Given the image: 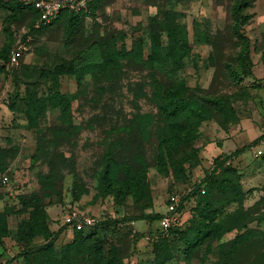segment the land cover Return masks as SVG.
<instances>
[{
    "label": "rangeland",
    "instance_id": "374dc122",
    "mask_svg": "<svg viewBox=\"0 0 264 264\" xmlns=\"http://www.w3.org/2000/svg\"><path fill=\"white\" fill-rule=\"evenodd\" d=\"M16 1L0 0V47H23L19 64L0 72V167L13 186L11 193L0 189L5 225L0 263L35 264L32 254L21 253L53 237L60 257L74 232L82 230L93 232L88 242L101 246L96 253L73 257V264L109 259L157 264L154 242L160 239L170 253L163 264H264V157L254 156L249 147L209 175L236 149L259 137L264 141V0H252L246 8L248 54L231 29L234 0H100L76 24L60 19L26 38L29 22ZM167 11L189 32L191 47L181 69L126 58L105 73L83 74L79 82L59 72L58 67L95 54L100 41L121 34L127 48L133 37H143L147 52L150 32L166 39L161 21ZM154 81L162 88L182 82L189 97L207 106L206 118L190 125L186 117L177 122L167 118L153 100ZM54 85L72 97L69 120L49 107L29 123L26 93L46 95ZM210 99H227L228 104L214 108L205 103ZM143 114L151 116L146 124L140 120ZM173 135L185 138L172 146ZM159 148L165 149L166 169L158 167ZM140 172L145 175L141 180ZM208 180V193L195 191ZM193 187L194 193L187 194ZM118 188L124 191L119 202L114 198ZM172 191L184 199L178 225L167 235L150 219L117 225L138 215H162ZM34 201L44 213L39 224H45L48 235L23 240L18 229L24 219H32ZM70 207L94 224L65 225L63 214ZM197 234L200 243L187 246L186 239Z\"/></svg>",
    "mask_w": 264,
    "mask_h": 264
},
{
    "label": "trees",
    "instance_id": "16d2710c",
    "mask_svg": "<svg viewBox=\"0 0 264 264\" xmlns=\"http://www.w3.org/2000/svg\"><path fill=\"white\" fill-rule=\"evenodd\" d=\"M100 0H92L89 4V7L80 12H74L71 10H63L59 13L56 19L51 23L34 27V23L39 17V12L31 5L26 4L21 0L16 1L17 7L22 12L21 14L24 17H27L29 22V31L24 35V38L32 33V31H38L41 29L48 28L54 25L57 21L62 19L68 24H76L79 19L83 16L93 13L94 9L99 4ZM252 3V0H234L230 9V15L232 20L231 29L234 35L239 39L241 49L245 53L251 52V43L247 36L244 33V26L249 20V14L246 12ZM162 30L165 32L166 39H163L159 33L150 32L148 36V49L147 52L144 50L145 40L141 36H135L132 38L129 48L125 46L123 35L116 37H110L100 41L96 48L95 54H90L85 56V59H78L74 63H70L67 66L58 67L60 73L73 74L77 81L79 78L85 74H102L110 69H112L120 59L132 58L137 59L148 64H153L154 66L160 67L162 69L168 70H179L183 66V58L186 56L189 48L191 47L189 32L185 24H181L177 21L175 13L173 11H167L164 13L161 21ZM192 41H193V37ZM120 42V45L118 43ZM13 49L12 45L4 44L0 47V72L3 71L6 67L8 68L9 64V55ZM19 57V60L21 59ZM185 85L180 82L174 84L169 88H162L161 85L154 81L153 83V100L155 101L159 110L167 118H171L176 122L182 117H186L187 125L196 123L197 121L206 118L207 116V106L201 103L197 99L191 98L186 94ZM71 95L68 92H62L56 85L53 88H50L46 95L36 96L33 93H26L24 97V103L26 105L25 115L29 123L34 124L36 120L45 112L49 107H56L60 109L61 118L64 121L69 120V108L71 106ZM206 104L211 105L214 108H225L227 106L228 100L221 99H210L205 101ZM151 116L149 114H143L140 116V120L143 124H146L150 120ZM173 141L171 140V145L176 146L184 140L185 137L182 135H173ZM262 137H259L252 144L259 142ZM252 144H248L244 147L236 149L227 157H224L221 161L217 162L214 168L209 173L210 176H213L215 171L221 167L224 162L233 155L241 153L242 151L248 149ZM167 151H170V148L167 147ZM165 149L159 148L156 156V161L158 167L161 169H166L165 165ZM260 157H264V154ZM111 154L108 156V160L105 166V169L102 173V178L106 181V174L110 173V163ZM127 170L126 167H124ZM1 171L3 170L0 167ZM8 173V172H7ZM141 180L145 175L143 172L139 173ZM209 179V177H207ZM207 180V179H206ZM209 180L206 182L205 189L203 187H196L195 191L199 194H205L209 191ZM108 184V182L106 183ZM216 185V184H215ZM213 185H210L212 187ZM217 186V185H216ZM2 189V187H0ZM3 190V189H2ZM123 189L118 188L115 191L114 198L117 202L122 198ZM172 191L170 193H173ZM177 193V192H176ZM194 187L188 189L187 194H193ZM184 196H180V203L177 207V212L181 210L183 205ZM34 211L32 212L31 220H23L21 226L18 229V235L21 239H29L30 237L36 234H45L48 235V230L45 227V224H39L44 220V213L41 210L40 204L38 201L33 203ZM36 215V216H35ZM162 215H138L126 219H121L122 221L118 222L117 225L121 226L123 221L126 220H153L157 222ZM0 215V237L4 235V223ZM66 225V224H65ZM178 224H173L168 230L171 232L173 227ZM94 225L93 227H95ZM158 228V226H157ZM201 236H206L208 232L204 230L203 234L201 230H198ZM219 231H216L218 233ZM93 236L92 233H84L82 230H76L74 232V238L71 243L65 244L61 248V255L57 257L53 249V240L27 248L21 254H32L35 257V264H73L72 258L81 254L82 252L96 253L100 249L99 242H88ZM201 236L197 235L191 236L190 239H186V245L194 248L197 244L200 243ZM168 245L166 240L160 239L154 242V250L157 254V264H163L168 261L170 258V253L167 249ZM0 264H9V261ZM104 264H117L112 261V259L106 260Z\"/></svg>",
    "mask_w": 264,
    "mask_h": 264
},
{
    "label": "built area",
    "instance_id": "2783aa9c",
    "mask_svg": "<svg viewBox=\"0 0 264 264\" xmlns=\"http://www.w3.org/2000/svg\"><path fill=\"white\" fill-rule=\"evenodd\" d=\"M26 4H31L38 12L39 17L34 23V27H40L51 23L57 18L59 13L63 10H71L74 12L84 11L89 7L92 0H21ZM21 45H17L13 48L9 55V64L11 66H17L19 64V57L22 54ZM250 152L260 157L264 154V141L250 146ZM0 187L6 192L11 193L13 186L10 183L9 175L7 171L0 170ZM180 203L179 193H169L167 196L166 211L157 221V226L163 235L168 234L170 227L177 221V207ZM63 223L68 226L81 228L85 225H93L94 220L85 215H81L76 209L70 207L63 214ZM131 224L134 221H130Z\"/></svg>",
    "mask_w": 264,
    "mask_h": 264
}]
</instances>
